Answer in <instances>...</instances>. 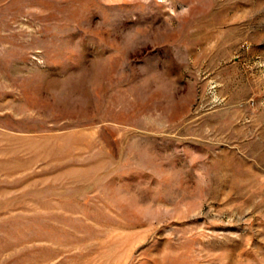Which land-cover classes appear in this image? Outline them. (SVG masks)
Wrapping results in <instances>:
<instances>
[{"label":"rangeland","instance_id":"rangeland-1","mask_svg":"<svg viewBox=\"0 0 264 264\" xmlns=\"http://www.w3.org/2000/svg\"><path fill=\"white\" fill-rule=\"evenodd\" d=\"M0 264H264V0H0Z\"/></svg>","mask_w":264,"mask_h":264}]
</instances>
